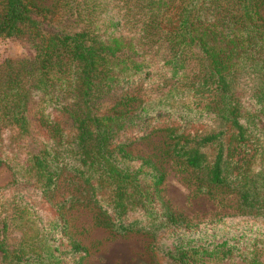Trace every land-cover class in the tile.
Masks as SVG:
<instances>
[{
  "label": "trees",
  "instance_id": "16d2710c",
  "mask_svg": "<svg viewBox=\"0 0 264 264\" xmlns=\"http://www.w3.org/2000/svg\"><path fill=\"white\" fill-rule=\"evenodd\" d=\"M1 36L34 54L0 63V165L16 186L0 188V264H83L79 241L52 237L67 234L48 197L63 169L117 233L148 222L164 174L127 151L124 132L147 104L201 121L150 128L166 132L173 155L212 184L233 183L242 206L264 201V0H0ZM151 79L165 95H150ZM179 253L168 259L187 264Z\"/></svg>",
  "mask_w": 264,
  "mask_h": 264
},
{
  "label": "rangeland",
  "instance_id": "374dc122",
  "mask_svg": "<svg viewBox=\"0 0 264 264\" xmlns=\"http://www.w3.org/2000/svg\"><path fill=\"white\" fill-rule=\"evenodd\" d=\"M42 2L51 5L53 0ZM33 54L22 38L0 37V63L9 57ZM148 83L151 96L165 95L155 79ZM142 86L140 94L147 98V81ZM147 106L138 125L124 132L133 139L127 151L133 157L150 159L164 174L158 186L159 199L149 208L148 222L117 233L94 202L90 188L74 172L63 169L48 192L49 201L58 205L67 224V234L53 230L57 244L67 243L69 237L79 241L87 250L83 264H177L167 254L179 257V251L188 255L187 264H264V201L242 206L237 186L210 183L204 168L191 167L184 158L172 154L166 132L148 133L159 120L158 126L167 122L189 130L202 128L201 121L192 122L190 115L178 116L173 108L171 114L163 115V108ZM243 156L244 150L236 147L235 158ZM131 164L137 168L140 161ZM14 177L7 165H0V188L7 196L16 187L11 185ZM160 202L173 215L171 223H166ZM42 214L47 216L46 211ZM53 215L50 211L49 216Z\"/></svg>",
  "mask_w": 264,
  "mask_h": 264
}]
</instances>
